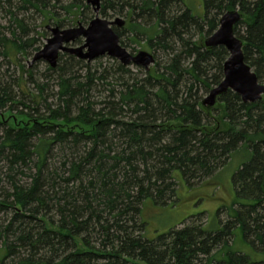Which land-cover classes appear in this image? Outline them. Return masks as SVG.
<instances>
[{"label": "trees", "instance_id": "obj_1", "mask_svg": "<svg viewBox=\"0 0 264 264\" xmlns=\"http://www.w3.org/2000/svg\"><path fill=\"white\" fill-rule=\"evenodd\" d=\"M202 1L199 17L183 0H101L102 17L125 20L113 27L124 48L153 51L144 78L116 60L114 72L86 65L81 76L85 61L60 55L50 69L56 106L45 98L49 85L28 97L22 84L0 80V264H264V98L244 103L228 91L210 115L201 93L223 81L229 53L195 40L239 10L235 35L264 84V0ZM58 5L67 14L88 8L78 0H0L15 25L0 30V58L12 64L40 51L37 39L25 40L31 29L21 13L57 22ZM242 154L229 220L212 227L200 214L146 238L143 210L174 205L176 173L189 186L205 182ZM237 231L252 250H235Z\"/></svg>", "mask_w": 264, "mask_h": 264}, {"label": "rangeland", "instance_id": "obj_2", "mask_svg": "<svg viewBox=\"0 0 264 264\" xmlns=\"http://www.w3.org/2000/svg\"><path fill=\"white\" fill-rule=\"evenodd\" d=\"M88 1L89 0H78V3L83 2V6L85 5L88 7L87 9L81 10L83 12L82 15H79L76 9L73 10V14H67L62 8V5H58L56 9L57 22L54 20L46 21L43 16L39 14V12H35L33 10L26 13V15L25 13H21L22 17L26 16L28 25L31 29L29 36L26 37L25 40H30L32 38L37 39V46L40 50H42L47 44V40L52 37L51 31L47 28L48 26L52 28L58 26L61 29H71L78 27L79 24H81L82 26L87 27L92 19L95 18L94 8L88 3ZM183 1L196 16H204L202 0ZM101 18L108 21H115L116 18L124 19L120 16H113L109 18L101 16ZM90 19L91 21L89 22ZM10 25L11 27H15L10 16L6 15V13H0V30L4 31V28L6 29ZM204 38V36H197L195 40L200 42ZM84 43L85 40L81 38L70 46L79 47ZM125 48L132 55H137L140 51H146L153 54V51L146 46L144 47V44L142 46L128 44ZM38 52L39 51H30L29 54L31 53V56H27L28 54L20 55L16 59V62L12 64H9L7 60L0 58V80L3 79L5 82H17L16 84H22V89L27 92L28 97L39 95L35 85H49V89L44 95L49 104L56 106L58 104V98L56 97L57 89L55 88L54 82H58L57 74L50 70L52 68L45 61H40L30 66L33 57ZM60 55L66 56L67 54ZM61 58L66 57L61 56ZM159 60L160 62H163L164 60V55L162 53L159 55ZM113 61H115V59L108 56L100 57L91 63L85 62L84 65L82 64L76 70L79 74H81V76H85L86 74V65H88L93 72L100 68L101 70L107 69L108 71L114 72V68L112 67L114 65ZM128 68H130L131 72L136 74L139 78H144V69L136 66H130ZM99 73L101 74V71ZM107 82L114 81L110 79ZM16 94L20 95L17 87ZM201 94L203 96L202 99L204 100L209 95V92ZM25 101L27 102V100ZM15 109L25 110L20 104ZM40 109L44 110L45 106L41 104ZM211 115L216 117V112H212ZM245 159L246 156L242 154L238 156L226 169L219 172L214 178L205 182H195L191 186L187 185L183 181L179 173H176L175 178L178 182L179 190L177 199L173 202L174 205L171 207L156 206L149 202L150 204L147 203L148 205H146L143 210V219L146 222V238L149 240H155L161 234L167 233L175 227L176 229L182 228L183 225H181V223L185 221L190 224L192 222L191 217L199 216L200 214H205V216L201 219L202 222L205 223L209 220L212 227H218L220 220L222 222L229 220L228 216L232 217L234 215V211H236V196L232 185V179ZM234 241V248L236 251L243 250V252L247 253L246 250H252L251 247L244 242L242 233L239 231L236 232Z\"/></svg>", "mask_w": 264, "mask_h": 264}, {"label": "water", "instance_id": "obj_3", "mask_svg": "<svg viewBox=\"0 0 264 264\" xmlns=\"http://www.w3.org/2000/svg\"><path fill=\"white\" fill-rule=\"evenodd\" d=\"M88 3L94 8L95 18L87 27L79 24L71 29H61L48 26L52 37L47 40L45 47L35 54L30 66L45 61L52 69L58 65L60 54H69L85 62H93L100 57H111L126 67L136 66L150 71L156 63L153 54L141 51L137 55L130 54L120 44V37L113 27L122 28L125 20L116 18L108 21L101 18V0H89ZM243 19L239 10L227 12L220 19L219 29L210 37L202 40L203 48L211 50L216 47H224L229 57L223 68L224 79L203 100L202 107L211 115L219 103V98L232 91L238 94L244 103H257L264 98V84L259 82L257 75L245 62L244 42L235 35L236 25ZM83 38L85 43L79 47L70 46Z\"/></svg>", "mask_w": 264, "mask_h": 264}, {"label": "flooded vegetation", "instance_id": "obj_4", "mask_svg": "<svg viewBox=\"0 0 264 264\" xmlns=\"http://www.w3.org/2000/svg\"><path fill=\"white\" fill-rule=\"evenodd\" d=\"M114 27H117V28H119L118 26H114Z\"/></svg>", "mask_w": 264, "mask_h": 264}]
</instances>
